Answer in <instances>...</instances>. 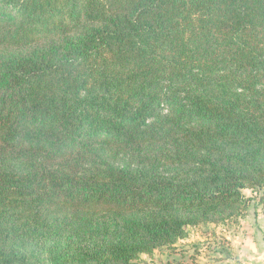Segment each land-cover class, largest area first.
Segmentation results:
<instances>
[{"label":"trees","instance_id":"16d2710c","mask_svg":"<svg viewBox=\"0 0 264 264\" xmlns=\"http://www.w3.org/2000/svg\"><path fill=\"white\" fill-rule=\"evenodd\" d=\"M252 201L264 0H0V264H136Z\"/></svg>","mask_w":264,"mask_h":264},{"label":"rangeland","instance_id":"374dc122","mask_svg":"<svg viewBox=\"0 0 264 264\" xmlns=\"http://www.w3.org/2000/svg\"><path fill=\"white\" fill-rule=\"evenodd\" d=\"M244 195L248 199L254 198V194L249 190H245ZM252 208L260 212L264 210L256 208L252 201L243 218ZM243 218L225 227L208 224L188 228L186 239L161 247L149 255H141L136 264H237L233 261L227 262V259L231 260L236 255H241V252H237L235 247L228 244L225 235L240 230ZM240 260L239 264L248 263L243 257Z\"/></svg>","mask_w":264,"mask_h":264},{"label":"crops","instance_id":"0c3cea01","mask_svg":"<svg viewBox=\"0 0 264 264\" xmlns=\"http://www.w3.org/2000/svg\"><path fill=\"white\" fill-rule=\"evenodd\" d=\"M225 239L237 252H241L227 262L239 264L243 257L248 261L246 264H264V210L260 212L252 208L241 221L240 230L225 235Z\"/></svg>","mask_w":264,"mask_h":264}]
</instances>
